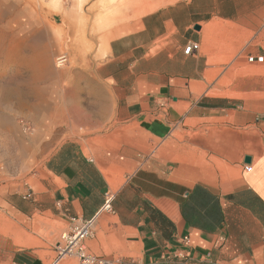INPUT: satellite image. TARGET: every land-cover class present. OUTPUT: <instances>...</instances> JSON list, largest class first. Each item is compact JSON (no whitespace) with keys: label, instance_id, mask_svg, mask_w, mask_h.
<instances>
[{"label":"crops","instance_id":"crops-1","mask_svg":"<svg viewBox=\"0 0 264 264\" xmlns=\"http://www.w3.org/2000/svg\"><path fill=\"white\" fill-rule=\"evenodd\" d=\"M94 4L82 73L95 112L46 158L40 211L67 230L93 221L87 252L112 264H264V97L211 87L216 57L241 52L248 32L264 45V0H146L121 17ZM191 43L199 49L186 55ZM42 253L15 248L0 264L52 260Z\"/></svg>","mask_w":264,"mask_h":264},{"label":"rangeland","instance_id":"rangeland-1","mask_svg":"<svg viewBox=\"0 0 264 264\" xmlns=\"http://www.w3.org/2000/svg\"><path fill=\"white\" fill-rule=\"evenodd\" d=\"M95 1L0 0V262L15 248L30 246L51 256L47 264H52L67 231L40 211L49 206L41 181L53 149L71 131L84 132L72 124L86 121L95 112L91 107L96 102L95 84L82 73L90 70L94 51L93 40L86 37L91 22L86 13L95 11ZM141 5L147 7L146 0H99L98 7L114 6L121 17ZM114 21V17H99L95 25L110 26ZM97 33L101 32H88ZM247 34L241 52L216 57L221 61L215 64L217 78L211 84L215 95L238 100L264 97V63H257V57L264 56L263 40ZM65 52L70 53L69 62L61 67L57 58ZM7 93H12L8 99ZM12 206L25 215L15 218L7 213Z\"/></svg>","mask_w":264,"mask_h":264},{"label":"built area","instance_id":"built-area-1","mask_svg":"<svg viewBox=\"0 0 264 264\" xmlns=\"http://www.w3.org/2000/svg\"><path fill=\"white\" fill-rule=\"evenodd\" d=\"M199 49L198 44L191 43L187 46L184 53L189 55ZM69 62L67 54H63L57 58V64L61 67ZM251 167L246 166L245 170L250 171ZM112 197L110 194L106 197V208L110 209ZM93 221L74 220L73 224L61 236V241L56 248V258L52 264H59L62 260L67 258H76L79 264H112L110 261L97 257L87 252L85 247V240L93 233ZM188 243V238L184 239ZM136 264V263H131Z\"/></svg>","mask_w":264,"mask_h":264},{"label":"water","instance_id":"water-1","mask_svg":"<svg viewBox=\"0 0 264 264\" xmlns=\"http://www.w3.org/2000/svg\"><path fill=\"white\" fill-rule=\"evenodd\" d=\"M199 26L196 27L197 30H199ZM246 163H251V158L250 157H247L246 158Z\"/></svg>","mask_w":264,"mask_h":264},{"label":"bare ground","instance_id":"bare-ground-1","mask_svg":"<svg viewBox=\"0 0 264 264\" xmlns=\"http://www.w3.org/2000/svg\"><path fill=\"white\" fill-rule=\"evenodd\" d=\"M10 96H12V93H7L6 98L8 99ZM21 101V100H20Z\"/></svg>","mask_w":264,"mask_h":264}]
</instances>
